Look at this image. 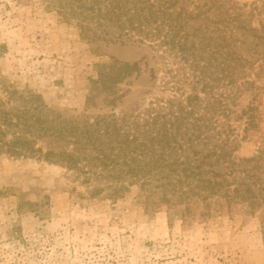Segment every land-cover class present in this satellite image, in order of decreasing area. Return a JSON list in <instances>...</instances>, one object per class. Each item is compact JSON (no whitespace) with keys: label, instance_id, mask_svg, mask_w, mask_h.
<instances>
[{"label":"trees","instance_id":"obj_1","mask_svg":"<svg viewBox=\"0 0 264 264\" xmlns=\"http://www.w3.org/2000/svg\"><path fill=\"white\" fill-rule=\"evenodd\" d=\"M46 2L76 23L97 55L103 46L144 54L135 62L97 64L83 115L65 117L35 95H19L23 105L14 109L0 102V151L61 165L85 184L109 183L91 197L115 201L140 184L148 200L156 197L175 212L184 206L189 223L211 216L213 204L264 213V141L255 155L236 156L263 122L264 0ZM160 60L180 93L166 102L145 98L157 86ZM145 75L147 85H136ZM10 132L14 138L4 142ZM47 138L52 148L44 151L39 141Z\"/></svg>","mask_w":264,"mask_h":264},{"label":"rangeland","instance_id":"obj_2","mask_svg":"<svg viewBox=\"0 0 264 264\" xmlns=\"http://www.w3.org/2000/svg\"><path fill=\"white\" fill-rule=\"evenodd\" d=\"M94 49L76 23L47 8L46 0H0V102L14 109L23 105L19 95H35L65 117L85 114L96 65L112 59L135 62L144 54L134 47L103 46L102 55ZM158 63L157 86L146 90L145 98L166 102L180 93L172 89L175 81L165 61ZM147 80L145 75L136 85ZM13 92L18 94L9 101ZM121 110L124 105L117 107L118 115ZM261 110V128L242 144L237 158L255 155L262 145L264 95ZM13 138L10 132L3 141ZM51 144L48 138L39 141L44 151ZM83 180L61 165L0 151V264H264L262 211L251 215L243 205L230 211L213 204L211 216L197 215L189 223L182 216L184 206L175 212L156 204L140 184L114 201L105 194L91 197L108 182Z\"/></svg>","mask_w":264,"mask_h":264}]
</instances>
